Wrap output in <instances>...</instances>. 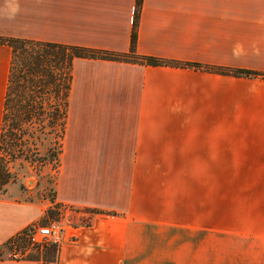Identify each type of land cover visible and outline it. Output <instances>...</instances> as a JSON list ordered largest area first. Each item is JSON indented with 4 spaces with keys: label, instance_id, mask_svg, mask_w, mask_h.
Masks as SVG:
<instances>
[{
    "label": "crops",
    "instance_id": "1",
    "mask_svg": "<svg viewBox=\"0 0 264 264\" xmlns=\"http://www.w3.org/2000/svg\"><path fill=\"white\" fill-rule=\"evenodd\" d=\"M136 6L0 0V36L130 53ZM136 53L264 73V0H143ZM11 58L0 43V133ZM72 72L54 200L0 194V244L70 205L58 264H264V77L84 57Z\"/></svg>",
    "mask_w": 264,
    "mask_h": 264
},
{
    "label": "trees",
    "instance_id": "2",
    "mask_svg": "<svg viewBox=\"0 0 264 264\" xmlns=\"http://www.w3.org/2000/svg\"><path fill=\"white\" fill-rule=\"evenodd\" d=\"M142 1L137 0L130 53H116L79 45L0 36V43L7 44L12 48L0 133V151H7L11 156H14L16 150L22 149L21 146L31 143L35 148L32 159H40L42 155L39 145L51 143V153L47 148L46 155L52 156L51 160L59 165L64 148L72 71L76 58L111 59L153 66L192 67L237 76L264 77V73L249 69L223 68L197 62H182L138 55L136 44ZM129 54H134V57ZM53 134H55V138L52 139ZM54 141L57 147L52 144ZM32 155L33 153L30 157ZM4 175L6 172L0 159V184L7 182L6 178L2 179ZM53 211V209H49L48 215H53ZM28 234L29 228H25L0 244V261L14 258L13 254L16 250L25 248L29 242Z\"/></svg>",
    "mask_w": 264,
    "mask_h": 264
},
{
    "label": "rangeland",
    "instance_id": "3",
    "mask_svg": "<svg viewBox=\"0 0 264 264\" xmlns=\"http://www.w3.org/2000/svg\"><path fill=\"white\" fill-rule=\"evenodd\" d=\"M129 55L134 57V54ZM51 138H55V134H53ZM52 144L56 145L55 141ZM21 148L20 151H15L14 156H11L7 151H0L1 164H3L4 171L6 172V175H4L2 179L6 178L7 180L6 183L0 184V194L17 197L26 201H45L51 203V199L54 200L55 196L61 160L58 165L51 160L52 156L46 155L47 148L50 149L51 153V143L49 145H39L40 154L42 155V158L40 159H32L35 154V148L31 143L29 145L24 144ZM28 148L30 149L29 151ZM32 153L33 155L30 157ZM59 207L63 209L62 215L60 214L61 210L58 209ZM52 209L54 210L53 215H46L42 221L30 224L26 228H30L35 224L46 225L51 221H57L63 225V234L66 241L68 237L66 233V225L71 224V216L69 218L68 216L74 209L70 205L51 204L50 210ZM58 250L59 249L53 245L32 246L30 245V242H28L25 248L16 251L22 252L19 253L21 258L44 257V259H54L57 257Z\"/></svg>",
    "mask_w": 264,
    "mask_h": 264
},
{
    "label": "built area",
    "instance_id": "4",
    "mask_svg": "<svg viewBox=\"0 0 264 264\" xmlns=\"http://www.w3.org/2000/svg\"><path fill=\"white\" fill-rule=\"evenodd\" d=\"M63 225L57 221H51L46 225H32L29 228L28 241L32 246L53 245L57 249L64 243ZM19 253L15 251L14 258H21ZM42 264H58L57 257L54 259H44Z\"/></svg>",
    "mask_w": 264,
    "mask_h": 264
}]
</instances>
